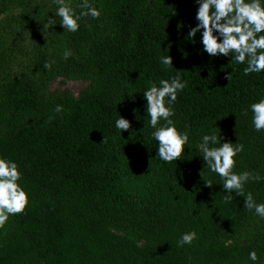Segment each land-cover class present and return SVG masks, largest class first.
Returning <instances> with one entry per match:
<instances>
[{"label": "trees", "instance_id": "1", "mask_svg": "<svg viewBox=\"0 0 264 264\" xmlns=\"http://www.w3.org/2000/svg\"><path fill=\"white\" fill-rule=\"evenodd\" d=\"M81 2L70 0L77 13ZM89 3L100 17L83 18L72 33L54 0H0V157L19 165L30 199L0 228V264H264V219L235 192L224 202L223 181L200 149L210 134L242 143L234 171L264 177V130H255L250 110L264 99V72L245 75V64L210 57L202 30L195 43L186 39L195 0ZM49 18L57 24L41 31ZM165 55L172 68L160 63ZM177 70L187 86L171 119L189 142L166 163L143 92ZM67 78L87 84L74 94ZM120 116L129 131L116 128ZM244 191L264 203V179ZM191 231L198 238L179 246Z\"/></svg>", "mask_w": 264, "mask_h": 264}, {"label": "clouds", "instance_id": "2", "mask_svg": "<svg viewBox=\"0 0 264 264\" xmlns=\"http://www.w3.org/2000/svg\"><path fill=\"white\" fill-rule=\"evenodd\" d=\"M57 5L55 16L60 18V25L65 31L75 33L80 29L83 18L91 16L98 19L100 11L89 3L82 0L76 7L81 11L77 13L70 0H54ZM198 9L195 15L197 21L195 27H190L186 39L195 43L197 33H201L203 51L210 57H231L230 63L245 64V75L264 72V3L262 0H195ZM175 14V13H173ZM57 24L55 18H49L43 24L44 31L54 28ZM72 55L70 50H65L63 58L67 60ZM55 61L46 62L43 67L51 70ZM160 63L164 68L173 67L171 55L160 57ZM231 80V74L225 77ZM187 86L182 79L180 71L170 79H162L157 85L155 82L143 92L147 101L146 113L150 117V126L154 129L151 133L158 142L157 156L166 163L180 160L184 154L185 146L189 142V132L180 131L171 117L175 116L173 105L178 95ZM253 113L252 123L257 132L264 130V99L250 105ZM55 112L63 111L62 105H57ZM244 115H247V110ZM51 119V118H50ZM163 121V123H161ZM118 130L129 131L131 122L122 116L116 120ZM102 143H107L104 137ZM211 145V146H210ZM219 145V146H216ZM202 158L207 168L217 174L223 181L222 187L226 195L224 202L230 203L235 192L237 196L245 198L244 208L253 211L255 215L264 219V203H257L253 194L244 191L245 185L250 182H259L264 177L258 173L234 171L237 161L235 157L243 150L242 143L224 142L215 134L202 137ZM201 176V172H200ZM23 173L19 165L12 160L0 157V228L8 222L10 216L23 214L30 203L29 193L20 181ZM205 185L211 188L212 181L208 180ZM195 231L182 234L179 246L191 245L196 240ZM249 259L253 262L258 260L257 252L251 251Z\"/></svg>", "mask_w": 264, "mask_h": 264}, {"label": "rangeland", "instance_id": "3", "mask_svg": "<svg viewBox=\"0 0 264 264\" xmlns=\"http://www.w3.org/2000/svg\"><path fill=\"white\" fill-rule=\"evenodd\" d=\"M61 76H57L51 83V87H56L60 84L59 80ZM87 84V80L82 78H67L66 79V86L70 88L74 94H78L82 88Z\"/></svg>", "mask_w": 264, "mask_h": 264}]
</instances>
